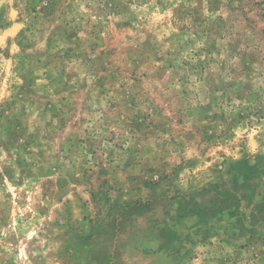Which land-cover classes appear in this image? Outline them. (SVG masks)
<instances>
[{
    "label": "rangeland",
    "instance_id": "obj_1",
    "mask_svg": "<svg viewBox=\"0 0 264 264\" xmlns=\"http://www.w3.org/2000/svg\"><path fill=\"white\" fill-rule=\"evenodd\" d=\"M0 264H264V0H0Z\"/></svg>",
    "mask_w": 264,
    "mask_h": 264
}]
</instances>
